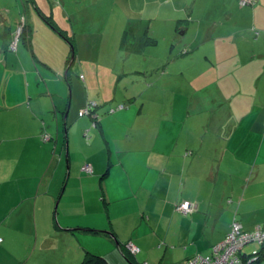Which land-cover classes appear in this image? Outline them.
Instances as JSON below:
<instances>
[{"label":"crops","instance_id":"0c3cea01","mask_svg":"<svg viewBox=\"0 0 264 264\" xmlns=\"http://www.w3.org/2000/svg\"><path fill=\"white\" fill-rule=\"evenodd\" d=\"M18 26L17 23L15 33ZM4 28L12 32L10 24L0 22V31ZM16 41L17 36L11 45L16 46ZM8 50L0 43V67L4 64L5 68L0 69V264H39L32 255L40 249V235L44 239L51 231L71 232L77 238L78 263L84 252L92 250L81 246L77 232L107 238L98 241V255L108 264H128L122 249L132 254L138 264H185L191 257L207 255L221 242L229 233L233 219L246 231L257 226L264 228V162L257 164L259 156L264 155L263 107L244 119L234 117L233 122L241 124L248 120L249 125L233 150L211 148L202 145L203 142L198 145L193 130H188L185 144L177 142L162 149L157 147L160 129L155 137L148 125L131 134L127 123L131 107L124 109L114 98L102 97L103 104L93 108L87 102V89L81 81H76L61 138L57 106L49 91L35 93L33 77L28 78L32 71H25L19 52L13 55ZM29 52L35 60L32 51ZM31 63L38 70L37 63L33 60ZM213 63L206 71L208 85L217 84L220 78L214 75L216 64ZM203 73L205 71L196 75ZM14 74L26 76L29 81L14 85L10 83ZM263 75L261 68L256 74V89L263 82ZM190 85L194 91L199 90L200 84ZM214 96L215 93L211 99ZM212 102V112L203 108L206 114H199L202 100L185 95L174 99L182 113H192L190 117L186 115L187 123H195V117H199L215 128L213 112L223 103L216 96ZM86 108L89 113L81 114ZM99 108L102 109L98 111ZM66 121L70 122L72 130ZM76 124L81 125L73 132ZM250 144L255 152L251 151ZM249 154H255L251 177L257 178H250L236 192L232 190V196L218 191L221 171L241 172L247 166L246 155ZM225 162L229 165L222 167ZM84 166L90 167L92 177H78L84 173ZM139 170L148 171L153 177H148V173L142 178ZM72 176L78 184L76 211L71 212L70 206L64 205L60 212L59 206ZM89 183L94 186L93 201L98 210L95 214L89 213L86 206L84 185ZM183 201L193 206L192 213L177 212L176 206ZM54 204L57 212L52 211ZM71 217H79V220ZM11 243L20 245L13 247ZM260 249L257 245L245 252ZM28 250L32 254H26ZM67 253L70 254V249ZM58 264L68 263L62 257Z\"/></svg>","mask_w":264,"mask_h":264},{"label":"rangeland","instance_id":"374dc122","mask_svg":"<svg viewBox=\"0 0 264 264\" xmlns=\"http://www.w3.org/2000/svg\"><path fill=\"white\" fill-rule=\"evenodd\" d=\"M20 20L22 24L19 23L16 35ZM0 22L11 25L14 37L27 25L35 60L21 43L16 45V50L10 48L8 52L13 55L19 52L25 71H32L28 78L33 77L35 93L49 91L57 106L61 138L76 81H81L87 89V102L93 108L103 104L102 97L114 98L124 109L131 107L127 122L131 134L148 125L155 137L160 129L157 147L162 149L177 142L183 144L188 130H193L198 145L203 142L202 145L211 148L233 150L249 125L248 120L241 124L233 122L234 117L244 119L264 108V78L256 89L257 71L264 70V0H0ZM32 60L38 70L33 68ZM212 62L216 64L214 75L220 78L217 84L208 85L206 71ZM0 69H5L4 64ZM20 77L23 76L14 74L10 83L20 86L29 81L26 76L24 80ZM190 83L200 84L199 90L194 91ZM213 93L223 103L213 112L215 128L199 117H195V123H187V116L192 113H182L174 103L181 95L198 98L203 104L199 106V114L205 113L204 109L212 112ZM45 98L50 100L48 96ZM66 123L71 129L70 122ZM80 125L76 124L73 132L79 130ZM262 144L264 149V142ZM252 147L251 151L255 152ZM255 161V154H249L246 155L247 166L241 172L223 169L218 191L232 196L252 178ZM262 162L264 155L259 156L257 164ZM228 165L225 162L222 167ZM139 172L142 178L149 173ZM78 177L90 178L92 174H78ZM148 177L153 174L149 173ZM77 188L72 176L59 206L60 212L64 205L70 206L71 212L76 211ZM84 194L89 213L95 214L98 210L93 201L94 186L85 184ZM99 205L104 206L102 202ZM52 211L57 212L55 204ZM70 219L78 221L79 217ZM77 233L81 246L100 256L98 241L107 238ZM75 238L71 232L51 231L45 240L40 235V249L32 257L39 264H58L62 257L68 264H80L82 259L78 263L75 254L78 247ZM44 244L46 246H42ZM18 245L11 243L13 247ZM253 248L257 245H247L243 251ZM26 254H32L31 250ZM5 258L11 260L8 256Z\"/></svg>","mask_w":264,"mask_h":264},{"label":"built area","instance_id":"2783aa9c","mask_svg":"<svg viewBox=\"0 0 264 264\" xmlns=\"http://www.w3.org/2000/svg\"><path fill=\"white\" fill-rule=\"evenodd\" d=\"M88 113L89 108L81 111V114ZM44 136V139L48 140V137ZM82 171L86 174L91 173L88 166H84ZM176 210L182 215H187L193 212V206L183 201L176 206ZM249 244L264 246V228L257 226L251 231H246L236 219H233L229 233L221 242L214 245L207 255L191 257L185 261V264H242L244 256L248 257L250 262L255 260L258 252H244V247Z\"/></svg>","mask_w":264,"mask_h":264},{"label":"trees","instance_id":"16d2710c","mask_svg":"<svg viewBox=\"0 0 264 264\" xmlns=\"http://www.w3.org/2000/svg\"><path fill=\"white\" fill-rule=\"evenodd\" d=\"M19 23L20 22H18V24ZM47 23L49 24L48 21H47ZM26 26L27 25H25V24L22 26V28H21L18 36H17L16 45L21 43L25 46L26 49H28L29 51H32L31 46H30V37L31 36L29 33V29L25 28ZM8 30H9V28H4L0 31L1 46H3V48H5V49H10V46H11L12 50H16L15 44L13 43L11 45V43L13 42V38H14V32H11L10 30L9 31ZM124 40H125V38L123 39V42H124ZM72 50H73V47H72ZM31 54H32V56H34L32 52H31ZM122 253H123V256H124V258L128 264H138L135 261L133 255L130 254L128 251H126L125 249H122ZM263 261H264V246H261V249L259 250V252L255 256V260L248 262V257L244 256L242 264H260ZM80 264H108V262L105 260V258H103L101 256H97V255L91 254L89 252H85Z\"/></svg>","mask_w":264,"mask_h":264}]
</instances>
